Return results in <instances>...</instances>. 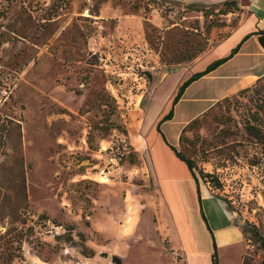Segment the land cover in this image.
<instances>
[{
    "label": "rangeland",
    "instance_id": "1",
    "mask_svg": "<svg viewBox=\"0 0 264 264\" xmlns=\"http://www.w3.org/2000/svg\"><path fill=\"white\" fill-rule=\"evenodd\" d=\"M248 2L0 0V113L19 124L0 151V264H113L112 255L134 264L142 247L119 232L129 235L144 213L155 222L153 151L162 173L177 175L188 197L184 171L192 175L174 148L194 161L199 184L236 224L264 235V163L224 156L240 149L233 143L245 141L244 121L264 105V77L186 122L216 94L217 83L196 80L172 106L177 87L203 69ZM193 93L201 99L189 102ZM171 106L174 117L158 131ZM92 223L116 233V241L91 247L95 255L86 257L79 233L87 245L107 241ZM65 229L71 235L54 240ZM245 238L248 264H264V248L249 233ZM150 249L135 264H175L174 247Z\"/></svg>",
    "mask_w": 264,
    "mask_h": 264
},
{
    "label": "crops",
    "instance_id": "2",
    "mask_svg": "<svg viewBox=\"0 0 264 264\" xmlns=\"http://www.w3.org/2000/svg\"><path fill=\"white\" fill-rule=\"evenodd\" d=\"M237 45H239L237 51L226 61L196 79L215 81L220 88L215 95L206 100L204 106L191 112L181 122L191 120L205 112L218 100L252 85L258 78L264 76V0H249L246 10L242 12L234 28L210 49L209 52L212 56L204 64L203 69L213 60L228 56ZM203 69L199 68L198 71ZM192 83L185 88L180 101L185 98ZM186 98L189 99V102H196L201 99V96L198 93H193ZM179 100L176 102L177 104ZM175 109L176 107L172 117H174ZM165 154L167 158L182 167L183 171L185 170L184 166L167 148ZM157 155L153 151V156H151L154 161V174L156 172L155 176H157L154 186L156 191L155 222H153L151 214L144 213L129 235L119 232L120 238H130L136 241L135 245L132 241L131 247H142L139 253L131 258L133 263L142 261L143 252H152L150 247H166L167 245V247H174L171 253L178 259L175 264H212L211 253L214 239L219 264H241L248 244L239 225L228 214L221 200L209 190V187L206 185L202 187L199 184L200 206L208 227L212 231L210 234L197 210L199 206L196 199V186L188 171H184L188 176V183L186 182L188 197L185 200L183 194L181 196L180 179L171 171L162 173L158 163H155L159 161ZM187 209L191 210L190 220ZM165 212H169L170 217L165 216ZM171 225L174 228L173 235L169 229ZM92 228L98 234H105L107 241L89 246L114 247L116 233H112L109 229L94 227L93 223Z\"/></svg>",
    "mask_w": 264,
    "mask_h": 264
},
{
    "label": "trees",
    "instance_id": "3",
    "mask_svg": "<svg viewBox=\"0 0 264 264\" xmlns=\"http://www.w3.org/2000/svg\"><path fill=\"white\" fill-rule=\"evenodd\" d=\"M228 34V33H227ZM226 34V35H227ZM237 45L236 47H234L231 51L230 54L228 56L222 57V58H218L212 62H210L209 64H207L205 66V68L201 71H196L193 72L190 77H188L186 80L182 81L181 84L177 87V90L175 92L174 98L172 100V106L176 104V102L180 99V97L182 96L185 88L192 83L194 80L202 77L203 75H205L206 73L210 72L211 70H213L214 68H216L218 65H220L221 63H223L224 61H226L230 56H232L238 49ZM264 77V76H262ZM262 77L258 78L256 80V82L261 79ZM250 88V86L245 87L241 90H239L238 92H243V91H248ZM264 102V101H262ZM171 108L169 109L168 113H166L165 115H163L161 117V119L157 122L156 124V128L158 131H160L159 125L167 120H170L172 118L173 115V109ZM11 126L15 127V128H19V124L18 123H14L12 119L3 116L0 113V151L3 150V147L5 145L6 139L8 138L10 132H11ZM243 130L246 134V139L244 142H234L233 145L234 146H239L240 149H231L230 151H232V154L230 153H225V158L226 160L229 161H234V156H238L241 157L242 159L245 160V162L249 165V166H259L262 163H264V105H261L259 107V109L252 113V115L248 116V118L246 119V121H244L243 124ZM163 135V134H162ZM164 137V135H163ZM252 149L253 152L248 153V150ZM174 151L176 153V156H178L180 159H182L185 164L187 165L192 177L194 178V181L196 183V189H197V193L199 195V182H198V177L195 175L194 173V167H195V163L193 160H191L190 158H186L184 157L180 151H177L174 148ZM200 176L202 179L207 180V179H214V176L211 173L208 172H204L202 169L198 170ZM23 181L24 184V178L22 177L21 179ZM214 187L216 188H221V183L214 179V183H213ZM218 197V196H217ZM54 225L56 226H62L60 223H54ZM240 227L241 232L244 235L245 238V233H249L250 236L256 241L258 242L259 246L264 248V235H262L257 227H255V225H250V224H246V226L244 227ZM71 230V229H70ZM66 229L63 233H56L53 235L54 240H59L64 238L65 236H70V234L65 233ZM80 236V241L81 244L79 245L80 247H85L88 249V252L82 251L81 254L86 256V257H92L95 255V250L93 248H91V246L86 244V240H85V236L83 235V233H79L78 237ZM246 240V238H245ZM70 241H71V237H70ZM214 248V252L212 253L211 257H212V264H219L218 262V258H217V254H216V248L215 246ZM102 255H104V253H101ZM112 262L113 264H121L120 261V257H118L117 255H112ZM241 264H248V260L246 255L242 256V260H241Z\"/></svg>",
    "mask_w": 264,
    "mask_h": 264
}]
</instances>
